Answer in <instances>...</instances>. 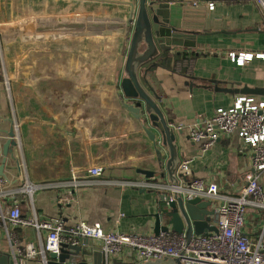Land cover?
Segmentation results:
<instances>
[{
	"label": "crops",
	"instance_id": "0c3cea01",
	"mask_svg": "<svg viewBox=\"0 0 264 264\" xmlns=\"http://www.w3.org/2000/svg\"><path fill=\"white\" fill-rule=\"evenodd\" d=\"M150 1L168 4L171 23L191 45L158 53L138 71L176 133L174 176L192 159L190 178L216 182L221 194L236 196L251 161L239 135L223 136L203 154L188 131L239 97L264 100V59L256 58L264 55V11L253 0ZM132 5L136 16L139 0H0L7 10L0 18V131L11 135L14 124L19 131L4 174L11 190L45 186L17 195L25 217L60 219L67 229L83 223L106 232L156 234L155 215L174 182L169 152L156 150L143 122L126 108L134 102L122 90ZM241 54L254 58L239 65L232 55ZM97 167L104 170L100 178L88 176ZM4 202L8 212L11 201ZM214 227L215 218L209 233ZM246 233L253 244L264 235V210L249 207ZM46 238L47 232L31 227L0 225V254L10 255L9 264H43L38 253ZM84 241L96 253L91 264L138 262L132 251L109 257L100 242L79 244Z\"/></svg>",
	"mask_w": 264,
	"mask_h": 264
},
{
	"label": "built area",
	"instance_id": "2783aa9c",
	"mask_svg": "<svg viewBox=\"0 0 264 264\" xmlns=\"http://www.w3.org/2000/svg\"><path fill=\"white\" fill-rule=\"evenodd\" d=\"M264 11V0H253ZM214 5H210L213 9ZM254 58L251 54L232 55V60L244 65ZM256 58L264 59V55ZM11 135L0 131V163L4 158L2 142H19L18 125H13ZM183 131V127H177ZM237 133L250 151L251 161L245 184L236 196L221 194L216 182L201 178H190L193 160L182 161L177 169L176 183L166 187L171 196L163 201H172L174 195L184 199L202 198L211 201L215 210L217 233L195 235L187 239L184 234L161 232L159 234H126L106 232L102 226L79 224L67 229L60 219L39 221L37 216L25 217L17 198L19 193L31 196L33 189L45 186L29 185L11 190L7 177L0 176V225L9 228H34L40 235L47 232L45 244L39 251L43 264H47L46 254L58 252L61 244L78 245L81 240H95L101 243L103 252L109 257H118L124 251H132L138 262L126 261L125 264H143L149 261L177 259L183 264H264V235L253 244L246 233V217L249 207L264 210V100L252 97H239L229 109H218L211 118L198 120L188 135L191 141L201 146L207 153L223 136ZM104 170L101 167L88 171V176L100 178ZM78 184L75 181L73 185ZM144 186H151L149 183ZM30 187L31 189L29 190ZM10 199L11 208L5 211V200ZM119 225V222L117 223ZM40 240V238H39ZM35 252L32 246L28 252Z\"/></svg>",
	"mask_w": 264,
	"mask_h": 264
},
{
	"label": "water",
	"instance_id": "95a60500",
	"mask_svg": "<svg viewBox=\"0 0 264 264\" xmlns=\"http://www.w3.org/2000/svg\"><path fill=\"white\" fill-rule=\"evenodd\" d=\"M135 5L129 19L133 26L130 50L125 64L126 78L122 83V90L125 97L133 100L132 104H127L126 108L137 119L143 122L144 131L149 136L156 150L165 147L169 152L170 158L167 163V171L170 179L176 183L175 165L177 162L176 133L169 126L163 112L158 106L157 96L150 88L146 90L138 76L141 66L153 60L158 53L171 52L173 48L190 47L184 42L187 34L184 30L178 29L170 21V14L167 11L168 4L148 2L139 0L138 13L135 16ZM145 46L141 52L140 48ZM193 46V45H192ZM150 128V129H149ZM152 130V131H151ZM15 145L13 140H7L3 146L4 158L0 166V176L4 174L7 157L12 154V147ZM148 177H154L155 172H142ZM162 207L155 215V233L174 232L184 234L187 239L195 235H209V225L215 217V210L212 208L211 201L202 198L184 199L180 195H174L172 201H163ZM217 233V228H213ZM89 242V241H88ZM84 241L82 244H61L58 252L47 253L51 261L48 264H91L89 256L96 253L91 249L89 243ZM98 254V253H97ZM10 255L0 254V264H9ZM144 264H183L177 259H166L159 261H149Z\"/></svg>",
	"mask_w": 264,
	"mask_h": 264
},
{
	"label": "rangeland",
	"instance_id": "374dc122",
	"mask_svg": "<svg viewBox=\"0 0 264 264\" xmlns=\"http://www.w3.org/2000/svg\"><path fill=\"white\" fill-rule=\"evenodd\" d=\"M7 10L6 9H0V18H6L7 16ZM13 133L14 135H17L16 132H14V129H13Z\"/></svg>",
	"mask_w": 264,
	"mask_h": 264
}]
</instances>
